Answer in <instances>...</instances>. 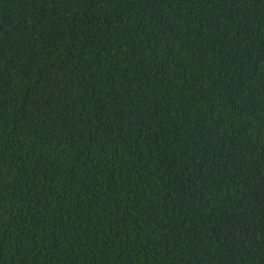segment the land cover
Segmentation results:
<instances>
[{
    "label": "trees",
    "instance_id": "16d2710c",
    "mask_svg": "<svg viewBox=\"0 0 264 264\" xmlns=\"http://www.w3.org/2000/svg\"><path fill=\"white\" fill-rule=\"evenodd\" d=\"M0 264H264V0H0Z\"/></svg>",
    "mask_w": 264,
    "mask_h": 264
}]
</instances>
